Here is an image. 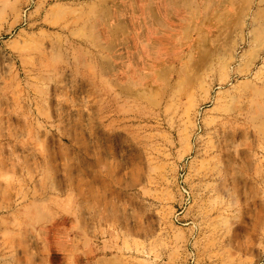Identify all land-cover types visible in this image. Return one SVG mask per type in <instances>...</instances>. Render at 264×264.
Instances as JSON below:
<instances>
[{
    "label": "rangeland",
    "instance_id": "374dc122",
    "mask_svg": "<svg viewBox=\"0 0 264 264\" xmlns=\"http://www.w3.org/2000/svg\"><path fill=\"white\" fill-rule=\"evenodd\" d=\"M0 264H264V0H0Z\"/></svg>",
    "mask_w": 264,
    "mask_h": 264
},
{
    "label": "built area",
    "instance_id": "2783aa9c",
    "mask_svg": "<svg viewBox=\"0 0 264 264\" xmlns=\"http://www.w3.org/2000/svg\"><path fill=\"white\" fill-rule=\"evenodd\" d=\"M185 192V191H184Z\"/></svg>",
    "mask_w": 264,
    "mask_h": 264
}]
</instances>
